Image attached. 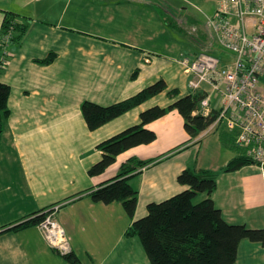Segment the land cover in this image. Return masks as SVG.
<instances>
[{"label": "crops", "instance_id": "obj_1", "mask_svg": "<svg viewBox=\"0 0 264 264\" xmlns=\"http://www.w3.org/2000/svg\"><path fill=\"white\" fill-rule=\"evenodd\" d=\"M218 1L0 0V41L6 13L27 26L18 46L0 43V83L10 89L0 138V264H150L139 238L125 235L132 220L121 204L94 202L90 191L117 175L127 158L147 161L188 140L183 119L177 111L168 112L146 126L156 133L153 143L130 149L97 176L88 170L101 159L102 142L138 125L143 111L166 108L191 92L170 89L174 60L169 59V33L174 38L179 27L158 7L190 14L192 7L205 15L200 5ZM50 56V62L41 63ZM180 60L177 74L190 79ZM161 80L164 92L88 130L81 113L84 102L109 106ZM170 90L178 92L171 102ZM224 129L222 134L218 128L206 131L189 145L200 140L198 144L130 179L138 191L133 221L147 215L149 204L185 190L177 177L194 168L214 172L217 185L211 199L227 223L264 230V174L258 166L225 172L239 152L225 156L214 170L191 164L192 150L215 131L219 141L230 140L229 148L238 151L233 133ZM51 206L57 208L55 218L75 263L51 249L36 226L17 228ZM245 242L239 245L235 264H264V246Z\"/></svg>", "mask_w": 264, "mask_h": 264}, {"label": "trees", "instance_id": "obj_2", "mask_svg": "<svg viewBox=\"0 0 264 264\" xmlns=\"http://www.w3.org/2000/svg\"><path fill=\"white\" fill-rule=\"evenodd\" d=\"M9 29L12 32L9 42L18 44L25 35L27 26L16 22L13 13H6L2 34ZM51 60L52 56L41 63H48ZM166 89L164 81L161 80L109 106L84 102L81 105V113L88 130L94 131L144 104ZM9 93V86L0 83V138L4 122L9 114ZM177 94V90L167 92V96L171 99ZM204 97L203 93L190 92L184 97L175 99L166 108L154 106L143 111L139 115L138 125L125 129L98 146L102 151L101 159L88 170L90 176H97L111 166L117 157L130 149L153 143L156 133L146 126L162 119L169 111L176 110L183 119V128L189 137L188 140L147 161L136 157L127 158L126 162L120 165L117 175L90 191V197L94 202L105 205L121 204L129 219L132 220L125 235L139 238L150 264H235L238 248L243 240L264 246L263 229H250L245 225L229 224L223 219L220 209L211 199L217 184L214 172L208 170L194 168L183 170L177 177V183L185 186L186 189L165 201L149 204L147 215L133 221L138 191L131 186L130 179L139 175L143 169L167 160L200 142L197 140L189 145L210 128L217 115L215 109H212L208 116L200 113V103ZM225 144L233 147L230 140H225ZM238 152L239 155L225 167V172H233L245 165L254 164L244 156L242 150L238 149ZM200 196L205 198L201 200ZM41 212L43 211L35 213L17 228L36 226L44 217L40 214ZM65 258L75 263L70 255Z\"/></svg>", "mask_w": 264, "mask_h": 264}, {"label": "built area", "instance_id": "obj_3", "mask_svg": "<svg viewBox=\"0 0 264 264\" xmlns=\"http://www.w3.org/2000/svg\"><path fill=\"white\" fill-rule=\"evenodd\" d=\"M218 44L234 55L232 64L207 52L182 57L191 92L205 95L200 113L217 110L207 131L224 127L234 135V146L264 174V0H219L214 18L207 20ZM12 32L2 34L7 47ZM215 100V104L212 101ZM51 207L36 224L48 246L67 256L71 248Z\"/></svg>", "mask_w": 264, "mask_h": 264}, {"label": "rangeland", "instance_id": "obj_4", "mask_svg": "<svg viewBox=\"0 0 264 264\" xmlns=\"http://www.w3.org/2000/svg\"><path fill=\"white\" fill-rule=\"evenodd\" d=\"M159 6L161 10H165V15L169 20L179 27L175 31L174 38L172 37L173 33L170 31L169 40H171L173 47H170L169 50V59H173L170 66V74L173 75V83H170V89L172 88H182L184 93L190 92L188 87V77L180 76L177 74L178 65L177 61L181 59L182 56H191L200 52H207L218 57L221 60V63L224 65H230L233 62L234 55L230 52L225 51L217 42L214 32L212 31L211 26L208 24L207 20L214 18L216 12L217 3L209 6H201L200 10L204 12L205 15H198L195 13L191 7L190 13H183V11H172L170 8L164 6ZM164 12V11H162ZM198 12V11H197ZM206 12V13H205ZM195 13V14H194ZM198 16H197V15ZM207 14V15H206ZM1 43V41H0ZM2 45V44H1ZM19 43L8 44V46H18ZM2 52H0V55ZM177 74V76L175 75ZM178 96V94H177ZM177 96H174L176 98ZM171 102L173 99L168 98ZM215 100L212 101V104H215ZM176 111V110H174ZM170 112V111H169ZM219 132L221 133L224 128L218 127ZM217 130V129H216ZM225 130V129H224ZM219 132L215 131L209 133L199 144V147H196L191 152V164L199 163L202 169L214 170L217 166H222L225 156L229 154L237 155L238 151L234 148H229L225 146L224 143L218 140ZM250 166L255 164H249ZM255 167V166H254ZM257 168V167H256ZM259 169V168H258ZM245 243H250L248 240H245ZM248 252V251H247ZM253 252V251H251ZM244 257L247 258V254L250 255V252L244 253Z\"/></svg>", "mask_w": 264, "mask_h": 264}, {"label": "bare ground", "instance_id": "obj_5", "mask_svg": "<svg viewBox=\"0 0 264 264\" xmlns=\"http://www.w3.org/2000/svg\"><path fill=\"white\" fill-rule=\"evenodd\" d=\"M51 207H52V206H51ZM48 208H50V207H48ZM48 208H47V209H48Z\"/></svg>", "mask_w": 264, "mask_h": 264}]
</instances>
